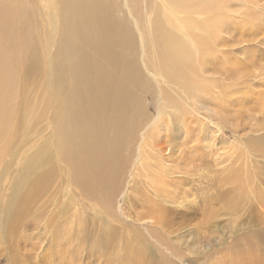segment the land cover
I'll list each match as a JSON object with an SVG mask.
<instances>
[{"label": "rangeland", "instance_id": "1", "mask_svg": "<svg viewBox=\"0 0 264 264\" xmlns=\"http://www.w3.org/2000/svg\"><path fill=\"white\" fill-rule=\"evenodd\" d=\"M100 3L89 11L119 38L84 49L77 74L56 73L84 40L67 29L72 9L17 0L14 21L1 16L0 264H179L180 237L205 245L185 251L186 264H243L247 254L264 264L254 196L264 191V0ZM92 23L95 39L102 27ZM103 85L108 93L97 95ZM114 99L125 121L108 128ZM97 131L121 139L105 175L81 166ZM47 168L40 194L34 181ZM162 212L169 232L143 228Z\"/></svg>", "mask_w": 264, "mask_h": 264}, {"label": "bare ground", "instance_id": "2", "mask_svg": "<svg viewBox=\"0 0 264 264\" xmlns=\"http://www.w3.org/2000/svg\"><path fill=\"white\" fill-rule=\"evenodd\" d=\"M47 1H51L52 2L54 0H47ZM101 1H103V0H59V3L63 4L64 7H65V13H69L70 10L72 9L75 12V15H76V19L67 25V29L69 30L70 34L78 37L79 38V41L82 40V39H84V40H82V42L80 43L81 47L79 48L78 55L77 54L74 55L69 60V63H68L67 66L61 65V63H60V66L58 67L56 73H60L62 70H66L67 68H69V69H71L72 72H74L75 74H77V72H79V71L82 70V66H83V55H84V53H85V51H86V49L88 47H94L96 49L101 48V47L103 48L104 46H107L108 43H111L113 40L116 42L117 39L119 38V35H115L116 33H109V31H108L107 27L104 25L103 21L100 20V19H96V16H94V14L89 11V5H90L91 2H98L99 3V7L102 8V4L100 3ZM12 3H16L17 4V0H0V20H1V16H4L5 19H8V20L10 19L9 22L14 21V20H12V18L15 19V16L12 15V13H10L11 7H12ZM9 15L12 18H9ZM199 19L200 20H204V23H207L208 27L213 26L214 23H215V18H212V17L207 16V15H205V16H199ZM92 21L98 22L101 25V27H102V28H99L98 36L96 35L95 36L96 37L95 39L88 38V37H90V33L91 32H94V30H92L94 28V25H93ZM216 21H218L217 18H216ZM136 27H137V24H136ZM123 33L125 34L124 38L128 41V43H133V37H132L130 31L128 30V28H126V32H123ZM139 35L141 37V41L142 42L144 41V44L146 45L147 42H148V39H145L141 33ZM3 39H6V34H4V32L2 31V32H0V55L4 52V47L1 44L2 41H3ZM123 47L124 46H122V45H117L115 47L116 52L119 51V50H121ZM84 49H85V51H84ZM83 51H84V53H83ZM75 52H77V51H75ZM144 59H145V56H144ZM143 64L145 65V62L144 61H143ZM93 74L95 75V73H93ZM88 79H89V77L87 79L83 80V83L84 84L89 83L90 80H88ZM59 85H60V83L58 84V86ZM107 93H108V86L103 85V86H101V90L97 93V95H106ZM116 104H117V100L114 99L113 103H111V105H112V107L114 109V114L113 115L110 114L109 117L106 118V123L108 125V128L114 127V126L118 125L122 120L125 121V114L124 113H121V110L123 111L124 109L122 107H117ZM96 106L97 105L94 104L93 108L96 107ZM162 129L166 133V128L163 127ZM129 134L130 133H128V135ZM95 136H96V138L93 139L94 141H93L92 145L90 147H88L87 149H84V151H82V153L80 154L83 158L86 157V156H90L89 159H88V161L86 163H82L81 166L83 168L86 167L85 169H87V171L90 174H92V175H100V174L105 175L107 173V171H108V167L104 164V159L110 153H112L114 150L117 149L116 146L121 143V139L119 137H117L116 139L115 138L106 139V138H104L103 132H101V131L95 132ZM142 136H143V134H142ZM156 137L157 136H154V139ZM125 140L127 141L126 138H125ZM62 145H63V142H61V141L57 143V147H60ZM153 152L156 153L155 151H153ZM38 153H36V155ZM62 153L65 156H72V151L70 149L69 143H64V147H63ZM67 160H69V161L72 162V161H76L77 159L76 158H68ZM163 163H164V161H163ZM249 165H250V163L247 160V162H246V174L242 177V180H241V188H243L244 190H247L248 189L249 183L251 181V179H250V171H249V168H248ZM162 168H163V166H160V169L161 170H162ZM49 174H50V168H47L46 170H44L42 172L40 171V172H38L36 174L37 177L35 178L34 186H36V191L39 192L40 194L46 188V187L41 188V186H43V185L44 186H47V182L51 178V177H49ZM154 182H156V179L154 180ZM157 188L155 190H157V192H160V190H158ZM84 189L85 190H89V191H87L89 193L92 192V193L95 194V191H90V189L87 188V187H85V186H84ZM97 190H98V188H97ZM155 190H154V193H155ZM158 195L160 196V194H158ZM254 196H256L258 198L259 207L264 208V191L262 192V194H260V195L254 194ZM24 201H26V199H24ZM174 201L175 200H173V202ZM148 203L150 204L149 201H148ZM158 208H159V206H158ZM162 211H163V209H162ZM155 218L153 220H156ZM145 219H146V217H145ZM169 221L170 220L166 219V216L162 212L160 214V217L158 218V221L155 224V226L154 225H145V224L142 225V226L148 232H149V230L152 231V229H149V228H153V227H156L157 228L158 226H159V228H161V230H163L164 228H167V231H168L169 230V228H168ZM215 224H217V223H215ZM241 226L242 225H240V227ZM171 227H173L172 224H171ZM205 228L206 229H210L211 226L208 225ZM237 228H239V227H237ZM235 229H236V227H235ZM231 233L232 232H230V234ZM138 235H140V234H138ZM153 235L154 234H152L151 238H155V237H153ZM169 235H167L166 237L167 238L170 237ZM223 236H224V232H223V234H221L220 237H223ZM138 237H140V236H138ZM173 242H174L175 245L177 243H179V242H183L182 244L186 248L185 251L194 252V253H198L202 248L205 247L204 244H199V242H197V241H194L192 243L191 242L189 243V241L185 242L184 239L181 238V237H180V239L178 238V240H174ZM157 243L160 246V243L159 242H157ZM209 245H211V244H209ZM197 248L199 249L198 251L196 250ZM185 251H184V248H182L181 251H180L179 256H174V258L179 262V264L180 263L181 264H186L185 261H184L185 260V256H184V259L182 257V255L185 253ZM129 262H130V260H129ZM130 263H132V262H130ZM243 264H256L255 263V257H253L250 254H247L246 260H243Z\"/></svg>", "mask_w": 264, "mask_h": 264}]
</instances>
